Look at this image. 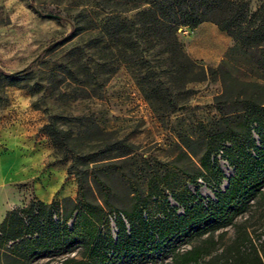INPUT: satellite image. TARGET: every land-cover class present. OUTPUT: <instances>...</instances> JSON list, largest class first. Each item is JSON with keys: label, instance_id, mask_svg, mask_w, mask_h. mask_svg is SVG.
I'll use <instances>...</instances> for the list:
<instances>
[{"label": "rangeland", "instance_id": "1", "mask_svg": "<svg viewBox=\"0 0 264 264\" xmlns=\"http://www.w3.org/2000/svg\"><path fill=\"white\" fill-rule=\"evenodd\" d=\"M262 2L249 0L250 8ZM142 6L140 0H0V78L2 72L30 74L16 86L0 83V215L37 194L44 198L47 176H56L63 193L75 199V176L66 173L69 155L64 157L43 135L41 125L49 115L60 117L57 123L69 133L79 165L99 160V175L110 187L109 201L115 210L129 208L134 187L146 194L150 175L164 173V163L175 162L189 171L199 167L198 156L183 154V141L197 139L200 124L219 116L214 98L222 92V83L207 79L182 88L181 81L169 82L164 74L160 79L170 87L178 107L164 116L154 112L136 84L134 69L120 60L115 42L102 27L108 16L132 17ZM177 35L192 59L212 67L225 62L237 79L263 83L264 76L250 56L231 49L233 40L214 22L203 21L196 28L180 25ZM93 37L99 38L98 44ZM11 121L30 124L13 128ZM219 158L228 178L233 170ZM86 186L91 189L88 197L102 202L90 179ZM226 186V179L216 185L201 178L189 189L207 201ZM262 239L264 196L251 201L234 224L214 234L185 238L177 251L201 246L207 252L189 264H234L227 256L229 248L243 250L253 244L259 249ZM80 252L76 247L68 255L79 256ZM58 261L42 258L31 264ZM147 264H172V259L159 255Z\"/></svg>", "mask_w": 264, "mask_h": 264}, {"label": "trees", "instance_id": "2", "mask_svg": "<svg viewBox=\"0 0 264 264\" xmlns=\"http://www.w3.org/2000/svg\"><path fill=\"white\" fill-rule=\"evenodd\" d=\"M140 1L144 6L132 17L113 14L102 27L115 42L120 60L134 69L136 84L154 112L164 116L178 107L160 79L164 74L169 82L181 81L182 88L207 79L222 83V92L214 98L219 116L200 124L197 139L183 141V154L198 156L199 167L189 171L175 162L164 163V173L150 175L146 194L134 187L129 208L115 210L110 187L99 175V160L79 165L69 133L57 123L60 117L49 115L42 131L57 151L69 155L66 173L75 176L76 196L49 203L34 198L7 211L0 222V264H31L42 258H59L58 264H147L159 255L171 257L172 264H189L207 251L201 246L177 251L180 241L234 224L251 201L264 196V81L239 80L225 62L205 66L187 54L177 35L180 25L194 28L212 21L233 40L231 49L248 54L264 76V2L251 9L249 0ZM92 40L99 42L98 37ZM29 76L24 71L2 72L0 83L16 86ZM219 157L233 170L228 178ZM201 178L216 185L226 179L227 186L205 201L189 189ZM89 179L102 202L88 197ZM76 247L81 248L79 256H69ZM227 256L234 264H264V239L259 249L253 244L243 250L232 247Z\"/></svg>", "mask_w": 264, "mask_h": 264}, {"label": "crops", "instance_id": "3", "mask_svg": "<svg viewBox=\"0 0 264 264\" xmlns=\"http://www.w3.org/2000/svg\"><path fill=\"white\" fill-rule=\"evenodd\" d=\"M197 27V26H196ZM196 27H194V28H196ZM11 123L13 124V128L15 127H18V126H29V124H25L26 123V121H11ZM43 124H45V122H43L42 123V125L41 126H43ZM44 135V134H43ZM44 137L45 138H48L46 135H44ZM63 176V175H62ZM66 176V175H65ZM65 176H63V178L65 177ZM47 178V180H48V187H47V190H45V191H43L44 193H45V195H44V198H41L38 194L36 195V197H34V198H36V199H38V200H41V201H43V202H45V203H49V202H51V201H53V200H59V199H62V198H64V197H66L67 195L66 194H64L63 192L65 191L64 189L62 190L60 187H61V184L62 183H60L59 185H58V183H57V177L55 176V177H52L51 179H49V177L47 176L46 177ZM56 179V180H55ZM58 185V186H57ZM40 190H41V188H40ZM42 191V190H41ZM62 193V194H61ZM34 198H31V199H29V200H27L24 204H26V203H28L30 200H32V199H34ZM16 206H18V205H16ZM13 207H15V206H9L7 209H5V211L3 212V214H1L0 215V222L2 221V219L4 218V216H5V214H6V212L7 211H9L10 209H12Z\"/></svg>", "mask_w": 264, "mask_h": 264}, {"label": "water", "instance_id": "4", "mask_svg": "<svg viewBox=\"0 0 264 264\" xmlns=\"http://www.w3.org/2000/svg\"><path fill=\"white\" fill-rule=\"evenodd\" d=\"M46 16H49V17H56L57 15H56V14H53V13H46Z\"/></svg>", "mask_w": 264, "mask_h": 264}]
</instances>
